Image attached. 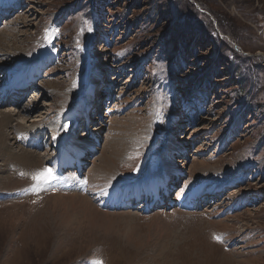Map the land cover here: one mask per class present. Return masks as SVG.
Instances as JSON below:
<instances>
[{
    "label": "rangeland",
    "instance_id": "374dc122",
    "mask_svg": "<svg viewBox=\"0 0 264 264\" xmlns=\"http://www.w3.org/2000/svg\"><path fill=\"white\" fill-rule=\"evenodd\" d=\"M17 1L0 17V89L37 70L36 87L0 112L15 114L11 151L43 161L0 154V264H264V0ZM35 133L43 151L26 144ZM70 140L68 163L91 147L81 173L89 183L65 190L52 163L56 144ZM102 152L119 155L120 196L150 177L147 191L158 192L167 163L185 175L173 200L185 186L224 193L192 211L112 208L111 189L90 180H101ZM44 169L56 179L38 185ZM82 195L98 213L92 223L67 199Z\"/></svg>",
    "mask_w": 264,
    "mask_h": 264
},
{
    "label": "bare ground",
    "instance_id": "6f19581e",
    "mask_svg": "<svg viewBox=\"0 0 264 264\" xmlns=\"http://www.w3.org/2000/svg\"><path fill=\"white\" fill-rule=\"evenodd\" d=\"M8 2H10L12 5L14 4V3H16L17 1L16 0H7ZM8 2H4L3 0H0V5L2 6V5H6ZM2 41V36H0V42ZM21 68H22V66H20ZM31 74H34V73H31ZM31 74H28V77L29 76H31ZM24 77H25V74L24 75H21V76H17L16 78H15V81L16 80H18V79H20L19 81H21V80H23L24 79ZM14 81V82H15ZM92 93V92H91ZM91 100V103H93L94 102V100L96 99V95H95V93L93 94L92 93V95H91V98H90ZM85 111V110H84ZM84 115V112H83V114H82V116ZM14 116H15V114L12 112V111H8V110H6V111H1L0 112V143H1V146L3 147V150H0V154L1 155H6L7 157H11V158H15L16 160H20V161H23L24 163L26 162L27 164H29V165H31V166H34V164L35 165H38L39 166V164H41L42 163V158L40 157L41 155H38V153L36 154V152H32V151H29V150H26V149H23L22 148V150L24 151V153H22V154H18V153H14V150L13 151H11V149L9 148V146L7 145L8 144V142H7V140H9V138H8V136H6V133H5V129H6V127H9V125L12 123V121L14 120ZM25 120V119H24ZM27 123H28V121H26ZM18 125H20V127H22V128H19V130H23V128H25V129H27V128H32V127H34L33 125L34 124H32V125H29V126H27V128H26V126H24L25 125V123L23 124V123H21V122H18L17 123ZM122 125V124H121ZM125 125V124H124ZM137 125L138 126H140V127H142V126H145L143 123L141 124L140 122H137ZM121 128V127H120ZM123 128V127H122ZM127 128V127H126ZM128 129V128H127ZM30 130V129H29ZM125 130L126 129H124V131L123 132H125ZM119 131H122V129H120ZM129 137H131V135H129L128 136V138ZM71 141V140H70ZM135 143H139V142H137V141H135ZM125 144V143H124ZM118 145H120V142L118 141V139L116 140H114V142L112 143V145H111V153H113V152H116L119 148H121L120 146L118 147ZM182 145V144H181ZM181 145L179 144V143H177V142H175L174 141V144H172L171 145V149H170V151H174V152H178L179 153V155H181L182 154V151H184V149L183 148H181ZM71 148V147H70ZM73 148V147H72ZM104 151H106V148L104 149ZM80 152H83V151H80ZM111 153L109 154L110 156H107L106 154H103V152H102V156L101 157H99V159L97 160V165H96V169L97 170H101V180H99V178H98V174H96V173H94L93 175H92V178L90 179L91 180V184H94V185H102V186H104V187H108V188H106V190H109V188L110 189H114V188H117V187H119V185L117 184L118 183V181L116 182L115 181V174H114V172L112 171V169H114L115 167H114V165L116 164V163H118V160H119V155H116V157H113V156H111ZM120 153V152H119ZM108 154V153H107ZM16 155V156H15ZM107 157H106V156ZM81 156V155H80ZM122 158V157H121ZM78 159V158H77ZM81 158L79 157V160H80ZM14 160V159H13ZM67 160H69V158L67 159ZM101 160V162L103 163L102 165L101 164H98V162ZM175 161H176V159L174 158V163H175ZM171 165V167L173 168V170H172V172L171 173H168L169 172V169H167V167L169 166V163H167V164H165V166H164V168L168 171L167 173H165V174H167V175H169V174H173V175H175V173H173V171H175V166H177L176 164H175V166H174V164L173 163H170ZM201 164H204V162L203 163H201ZM200 163H199V166L201 165ZM93 172V171H92ZM203 172V171H202ZM176 173H181V171L180 170H178V172H176ZM94 178H95V180H94ZM153 179H155V178H152V177H150V178H147L144 182H142V183H140L139 184V186H133V188H136V190H135V192H134V194H135V197L138 199V198H140L141 197V195H142V193L143 192H145L146 194H148L149 192L147 191V187H149L150 186V183L152 182L153 183ZM100 181V182H97V184L95 183V181ZM179 180V179H178ZM157 182V181H156ZM161 184L168 190V188H169V184H168V181L166 180V176H163L162 178H161ZM113 186H114V188H113ZM101 187V186H100ZM123 186H121L120 187V189H124L125 187H123ZM143 187V188H142ZM132 188V189H133ZM120 189H118L119 191H120ZM105 190V191H106ZM199 190H201V189H199ZM218 189H212V190H210L209 192H214V191H217ZM112 192V191H111ZM114 192H116V191H114ZM107 193H109V192H107ZM113 193V192H112ZM151 193V192H150ZM126 194V193H125ZM153 194V193H152ZM154 194L155 195H157L158 194V192L157 191H155L154 192ZM154 194H153V196H154ZM75 195V194H74ZM139 195V196H138ZM138 196V197H137ZM63 197V196H62ZM81 197V198H80ZM79 198H75L74 196H67V199H71L70 201H71V203H73V204H77L78 205V209L80 210V212H83L82 214L83 215H85L88 219H89V221L92 223V221H95L97 218V211H94L93 210V205H92V203H91V205L89 204V202H87L86 201V199H85V197L82 195V196H80ZM154 198H156L157 200H159V201H161V203H160V205L164 202V197L162 196V195H160L159 194V196H157V197H154ZM69 200H67L66 202H70ZM76 201V202H75ZM75 202V203H74ZM86 204H87V207H88V209L87 210H84L83 208H81L82 207V205H84L83 207H85L86 206ZM76 211V210H75ZM99 212H100V210H99ZM101 213V212H100ZM102 215V214H101ZM97 222V221H96Z\"/></svg>",
    "mask_w": 264,
    "mask_h": 264
},
{
    "label": "snow or ice",
    "instance_id": "6c2138e0",
    "mask_svg": "<svg viewBox=\"0 0 264 264\" xmlns=\"http://www.w3.org/2000/svg\"><path fill=\"white\" fill-rule=\"evenodd\" d=\"M33 180L37 181L38 185L39 184H47L50 183L53 179H56L54 174L51 172L50 169H44L41 172H37L35 175L32 177ZM218 242L220 241V237H214ZM92 264H102L101 261H93Z\"/></svg>",
    "mask_w": 264,
    "mask_h": 264
}]
</instances>
